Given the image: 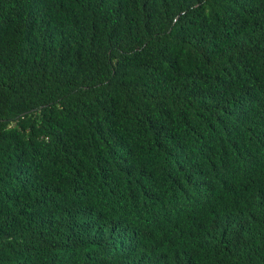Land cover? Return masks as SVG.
I'll return each instance as SVG.
<instances>
[{
	"label": "trees",
	"instance_id": "trees-1",
	"mask_svg": "<svg viewBox=\"0 0 264 264\" xmlns=\"http://www.w3.org/2000/svg\"><path fill=\"white\" fill-rule=\"evenodd\" d=\"M0 264H264V0H0Z\"/></svg>",
	"mask_w": 264,
	"mask_h": 264
}]
</instances>
